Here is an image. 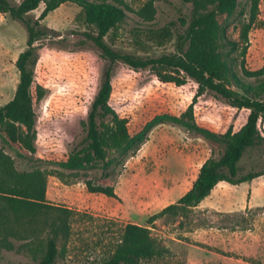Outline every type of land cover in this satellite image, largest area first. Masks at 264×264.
<instances>
[{"label": "rangeland", "instance_id": "1", "mask_svg": "<svg viewBox=\"0 0 264 264\" xmlns=\"http://www.w3.org/2000/svg\"><path fill=\"white\" fill-rule=\"evenodd\" d=\"M123 1L129 7L127 16L106 36V43L114 50L142 57L173 52V22L180 13L188 14L191 6L180 0L155 1L153 18L145 20L137 11L149 0ZM238 2L245 11L249 8V0ZM43 8L41 4L31 16L39 17ZM218 23L221 27L228 23L226 38L237 40L238 29L225 15L218 16ZM42 24L54 32L55 41L38 42L34 84L41 86L45 94L33 103L36 153L32 160L27 159L28 153L18 144L2 140L1 131L0 148L14 159L18 171L39 168L49 173L57 162L66 159L70 145L83 135L81 124L108 63L85 38L84 33L94 30L84 22L77 5L62 4ZM167 30L172 35H163ZM25 42L23 26L7 14H0V106L14 95L18 80L15 61L25 49ZM263 64L264 0H260L249 33L246 66L257 70ZM111 84L109 104L127 119L131 135L157 115L179 116L197 90L196 83L189 79L175 86L160 82L149 70L136 71L123 64L114 65ZM193 113L199 127L217 134L229 127L237 131L248 115L247 110L230 108L208 94L197 99ZM258 128L264 136V118ZM224 151V145L216 139L161 124L151 130L119 176L99 181L112 185L116 198L88 193L82 176L64 177L67 182L47 176L46 203L72 211L71 234L64 248V242L59 241L56 264H98L109 258L127 224L147 225L149 217L190 189L206 159L218 158ZM239 167L241 174L252 168L264 171V145L246 153ZM97 177L96 172L88 175ZM150 226L152 236L168 253L139 264H264V175L236 187L222 182L211 191L204 207L194 208L184 217L166 215ZM16 233V237H7L11 248L0 247V264H34L45 252L47 233L42 229L31 233L21 227Z\"/></svg>", "mask_w": 264, "mask_h": 264}, {"label": "trees", "instance_id": "2", "mask_svg": "<svg viewBox=\"0 0 264 264\" xmlns=\"http://www.w3.org/2000/svg\"><path fill=\"white\" fill-rule=\"evenodd\" d=\"M149 0L137 14L151 20L155 13L154 2ZM189 4L188 14L180 13L174 25V50L155 57H142L135 53L114 50L106 43V36L124 22L129 7L123 0H0V14L20 23L26 32L25 49L15 61L18 80L11 100L0 106V131L2 140L18 144L28 153L29 160L36 153V114L34 101H40L45 90L34 84L35 67L39 59L41 40L55 41L54 32L42 20L64 3L77 5L84 22L93 28L84 33L86 39L100 52L108 67L89 106L83 135L70 145L64 161L57 162L51 172L34 168L18 171L14 159L0 148V247L11 248L7 237H16L21 227L33 233L42 229L47 233L45 252L34 264H56L59 257L58 243L63 248L71 234L72 211L46 203L47 176H82L88 193L116 198L112 185L99 181L113 180L121 174L128 159L133 157L148 139L151 130L161 124L180 127L187 132L207 139H216L225 151L218 158L206 159L200 166L190 189L175 203L149 217L147 225L127 224L111 256L98 264H139L141 261L164 257L168 249L151 234V224L166 215L187 216L221 182L236 186L264 175V171L250 169L241 174L239 163L244 155L264 145L258 122L264 118V64L257 70L246 66L249 33L258 15L260 0H249L245 11L238 0H180ZM41 4L39 17L31 13ZM225 15L233 28L238 29L237 40L225 36L228 23L221 27L218 16ZM171 32L164 31L163 35ZM160 36V35H158ZM58 48L56 46H53ZM123 64L132 70H149L162 83L182 86L189 79L197 90L191 104L179 116L157 115L137 133L128 131V121L120 117L109 104L112 93V69ZM208 94L222 104L237 110H247L248 115L240 129L217 134L199 127L193 107L197 99ZM17 157L25 158L20 153ZM98 173L97 180L88 178Z\"/></svg>", "mask_w": 264, "mask_h": 264}, {"label": "crops", "instance_id": "3", "mask_svg": "<svg viewBox=\"0 0 264 264\" xmlns=\"http://www.w3.org/2000/svg\"><path fill=\"white\" fill-rule=\"evenodd\" d=\"M222 183V182H221ZM220 185V183L217 185V186H219ZM241 185V184H240ZM216 186V187H217ZM236 186H238V185H236ZM235 186V187H236ZM208 198V197H207ZM207 198H205L196 208H201V207H204V205H205V203H206V200H207Z\"/></svg>", "mask_w": 264, "mask_h": 264}]
</instances>
